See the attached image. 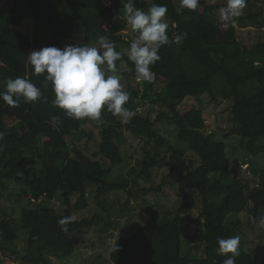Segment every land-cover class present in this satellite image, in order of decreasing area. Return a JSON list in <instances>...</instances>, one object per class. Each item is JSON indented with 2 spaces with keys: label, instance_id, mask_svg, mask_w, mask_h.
I'll use <instances>...</instances> for the list:
<instances>
[{
  "label": "trees",
  "instance_id": "1",
  "mask_svg": "<svg viewBox=\"0 0 264 264\" xmlns=\"http://www.w3.org/2000/svg\"><path fill=\"white\" fill-rule=\"evenodd\" d=\"M253 1L247 0V5ZM123 3L127 0H0V91L8 78H27L47 98V102L24 103L19 107L8 106L0 100V231L6 240L17 237L12 219L4 206L13 187H21L29 204L20 206L21 223L28 233V252L23 260L29 264H55L52 258H67L76 252V235L95 224L93 218H76L64 232L58 220L75 216L90 205L88 192H95V199L102 207V197L114 191L126 190L127 205L139 190L141 181L150 183L157 169L183 167L184 174L176 179L181 208L194 207L196 199L202 201L198 216L182 214L174 216L153 208L147 221L132 227L117 238L118 250L110 247L113 264H223L226 258L218 254V238H240V256L236 264H260V253L246 248L241 230H259L264 225V170L251 171L253 178L240 177L227 151V142L217 138L210 128V116L199 107L185 112L180 110L186 98L203 96L219 104L231 102L230 131L225 140L239 137L243 148L258 157L264 155V42L251 46L239 39L237 21L243 27H262L258 21L264 17V8L250 10L245 16L224 22L210 21L215 10L226 5L211 4L200 0L195 11L182 9L177 0H134L135 6L147 11L153 4L166 5L167 34H186L180 44L162 46L161 59L152 66L156 79L152 82H136L130 86L129 101L124 105L136 112L127 124L106 109L98 134L87 130V118H68L64 110L53 104L55 93L44 75L33 72L27 55L45 46L63 48L75 38L76 25H80V39L89 46L98 45L99 37H107L122 53L116 62L120 70L125 65L135 74V65L128 59L123 45L130 46L134 38L126 32L127 24ZM33 19L45 34L47 42L40 41L18 30L24 20ZM175 25V27H173ZM44 40V41H45ZM150 103L143 114L141 105ZM161 106L166 110H156ZM57 116L62 123L56 128L51 118ZM169 121L179 129V140L188 145L191 157L160 136L157 124ZM146 139L153 149H147L140 164L133 186L127 177H108L123 163L122 148L128 142L127 134ZM96 138L99 149L90 156L79 144ZM198 162H197V161ZM242 164V163H241ZM142 179V180H141ZM161 189V186L159 188ZM61 194L66 208L60 213L45 201H53ZM76 200L73 201V197ZM245 214L248 223L239 219ZM233 221L228 222V219ZM120 222L107 224L114 238ZM75 234V235H74ZM74 235V237H73ZM191 245L183 255V243ZM202 249L201 254L196 251ZM264 252V249L262 250ZM199 253V252H198ZM230 255V254H229Z\"/></svg>",
  "mask_w": 264,
  "mask_h": 264
},
{
  "label": "rangeland",
  "instance_id": "2",
  "mask_svg": "<svg viewBox=\"0 0 264 264\" xmlns=\"http://www.w3.org/2000/svg\"><path fill=\"white\" fill-rule=\"evenodd\" d=\"M211 4H221L223 0H208ZM180 7L179 0H177ZM181 8V7H180ZM264 8V0L259 2L253 1L252 4H248L241 16L247 15L250 10ZM264 15V14H263ZM220 19L219 11L215 10L210 21L214 24L218 23ZM258 21L264 23V17L258 19ZM17 29L28 34L32 40L40 41L39 46L45 44L46 36L40 29L37 22L33 19L24 20ZM80 25H76L75 38L72 41H68L67 44H85L80 39ZM237 30L240 41L251 46L255 43L264 42V25L262 27L240 25L237 21ZM131 28H129L124 34L130 37ZM45 40V41H44ZM99 47V45H96ZM124 50L128 53L129 45H123ZM118 74L121 77V83L124 85L125 90L130 86H136L135 74H133L125 65H122L118 70ZM135 80V81H134ZM230 106L231 102L223 101L219 104L212 103L207 96H203L200 99L186 98L181 106L180 110L185 112L193 107H199L207 112L210 116V128L217 132V138L227 142V151L232 162V167L235 168V174L240 177L247 178L251 176L257 177L258 174L251 171V167L257 171L264 170V155L254 156L248 153L241 144L239 137H231L229 140H225L224 136L230 131ZM150 108V103L146 102L141 105V112L145 113ZM166 110L161 106L156 107V110ZM101 126L97 123H89L87 125L88 131H95L98 134ZM157 130L163 138H165L171 145L181 150L187 157H191V153L188 150V145L179 140V129L173 123L165 120L157 124ZM128 142L122 148L124 155L123 163L116 167L113 173L108 177V180L112 182L117 177H127L131 180L133 186L136 185L137 174L140 170V164L145 156L147 149L152 150L153 145L148 144L146 139L135 137L131 133H126ZM81 148L85 149L87 153L92 157L95 156L99 149V144L94 138L91 142L84 140L79 144ZM197 161V160H196ZM198 162V161H197ZM242 163V164H241ZM183 167L177 169H171V167H165L154 171L153 180L150 183L144 182L142 179L141 186L149 188L150 191L139 190L132 198V203L127 205L128 193L126 190H118L105 195L102 200L106 202L105 207L99 204L95 199V192L90 190L88 192V199L90 205L81 210L75 212V217L81 218H93L95 217V224L78 233L76 239V252L73 256L67 258H52L55 264H113L110 260V245L107 243L109 239L116 240L120 236L126 235L132 227H139L143 225L147 219L149 211L153 208L160 210L168 216H174L179 210L182 214H191L192 216H198L202 209V201L200 198L196 199L194 207L186 206L181 208V197L178 193L176 179L182 173L184 174ZM161 186V189H156ZM7 204L4 206V210L9 218L12 219L14 228L17 231V237L13 241L6 240L2 236L0 231V264H29L23 260V257L28 252V233L23 229L21 223V209L20 206L28 205V197L24 194V189L21 187H13L9 190L7 195ZM76 200V196L73 197V201ZM46 204H50L55 207L60 213H64L66 204L61 194L53 201H45ZM239 219L246 225L248 223L245 214H241ZM113 221H119L120 226L115 231L114 238H110L109 234L113 232L112 228H107V224ZM233 221L228 219V222ZM242 239L252 253H260L259 263L264 264V225L259 230L247 231L241 230ZM75 235V234H74ZM73 235V237H74ZM191 245L183 243V255L189 253ZM199 252V253H198ZM202 249L196 251V254H201Z\"/></svg>",
  "mask_w": 264,
  "mask_h": 264
},
{
  "label": "clouds",
  "instance_id": "3",
  "mask_svg": "<svg viewBox=\"0 0 264 264\" xmlns=\"http://www.w3.org/2000/svg\"><path fill=\"white\" fill-rule=\"evenodd\" d=\"M179 4L182 9L195 11L200 0H179ZM246 6L247 0H226V5L219 10L220 19L232 21L243 14ZM123 8L127 24L134 34L127 55L135 65V79L140 83L152 82L156 79L152 66L161 59V47L180 44L186 34L175 35L170 39L167 34L169 24L166 5L153 4L144 11L135 6L134 0H127ZM98 45L67 44L63 48L45 46L32 51L27 59L33 66L34 74H42L45 81L51 82L55 93L53 104L64 110L68 118H87L99 124L102 122V111L106 109L113 116H118L122 124H127L136 112L124 107L130 97L121 83L116 64L122 53L116 50L115 43L107 37H99ZM3 88L0 100L11 107H19L21 100L24 103L38 100L47 102L40 88L27 78H8ZM51 123L56 128L62 121L53 116ZM4 135L0 132V140H3ZM75 220V216L64 217L58 220V224L62 231L67 232L69 223ZM107 243L113 251L118 250L117 239H109ZM218 244V254L226 257L223 264H236V258L240 256V238H218Z\"/></svg>",
  "mask_w": 264,
  "mask_h": 264
}]
</instances>
